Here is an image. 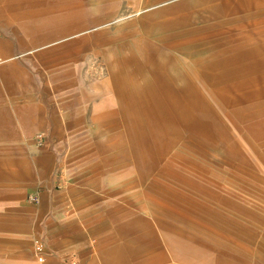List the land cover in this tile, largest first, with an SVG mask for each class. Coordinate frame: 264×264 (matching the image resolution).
<instances>
[{
  "label": "rangeland",
  "instance_id": "1",
  "mask_svg": "<svg viewBox=\"0 0 264 264\" xmlns=\"http://www.w3.org/2000/svg\"><path fill=\"white\" fill-rule=\"evenodd\" d=\"M0 264H264V0H0Z\"/></svg>",
  "mask_w": 264,
  "mask_h": 264
}]
</instances>
